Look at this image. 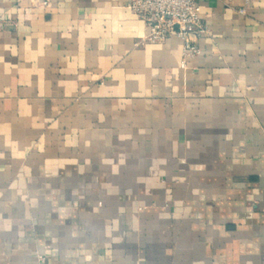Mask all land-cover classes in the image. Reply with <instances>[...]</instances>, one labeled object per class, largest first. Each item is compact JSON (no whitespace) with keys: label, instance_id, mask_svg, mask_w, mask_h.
Here are the masks:
<instances>
[{"label":"crops","instance_id":"obj_1","mask_svg":"<svg viewBox=\"0 0 264 264\" xmlns=\"http://www.w3.org/2000/svg\"><path fill=\"white\" fill-rule=\"evenodd\" d=\"M130 1L0 0V264H264V0Z\"/></svg>","mask_w":264,"mask_h":264},{"label":"built area","instance_id":"obj_2","mask_svg":"<svg viewBox=\"0 0 264 264\" xmlns=\"http://www.w3.org/2000/svg\"><path fill=\"white\" fill-rule=\"evenodd\" d=\"M127 7L144 22L145 41L161 43L177 35L184 40V60L200 53L194 37L207 33L208 26L199 0H131Z\"/></svg>","mask_w":264,"mask_h":264}]
</instances>
